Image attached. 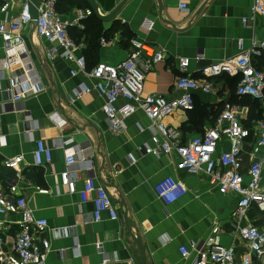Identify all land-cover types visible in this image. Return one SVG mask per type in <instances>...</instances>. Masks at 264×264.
Returning a JSON list of instances; mask_svg holds the SVG:
<instances>
[{
    "label": "crops",
    "instance_id": "obj_1",
    "mask_svg": "<svg viewBox=\"0 0 264 264\" xmlns=\"http://www.w3.org/2000/svg\"><path fill=\"white\" fill-rule=\"evenodd\" d=\"M23 1L0 0V6L11 4L9 16H17ZM94 1L102 16L106 42L100 39L96 51L82 34L96 14L79 26L74 24L79 10L91 8L87 0H59L58 11L68 23L69 35L86 56L88 68L97 63L118 65L128 57L132 39L163 51L162 61L149 64L145 96L171 100L181 95L176 88L179 58H189L192 76L203 80L201 69L239 55L241 40L246 50L264 38V18L251 12L254 0ZM182 2L188 5L187 12L180 10ZM4 19L0 13V22ZM146 19L154 21L152 30L144 26ZM114 24L119 29L111 33ZM24 42L29 65L6 68L7 53L0 37V183L5 188L8 182H18L19 194L26 198L33 217L47 220L49 228L42 238L50 241L51 251L46 264H194L197 253L191 252L184 259L180 248L205 240L215 226L221 229L220 242L234 246L238 260L247 253L246 243L236 234L235 195L221 193L204 172L192 175L180 170L175 153L148 154L145 148L157 145L151 122L142 112L126 120L123 132L113 134L104 96L91 92L74 100L80 86L93 87L95 81L82 73L72 76L76 69L72 62L60 58L49 61L46 52L53 45L39 38L33 25ZM257 64L264 68L263 59ZM237 78H215L214 93L195 92L194 111L177 110L165 120L180 134L182 143L212 127L223 104L242 100L235 94ZM11 89L15 97L21 96L17 103ZM252 130L255 133L254 127ZM68 139L73 142L67 148L77 152L78 162L72 170L78 192L90 177L96 179L110 194L118 220L111 221L104 214L103 220L95 223L93 202H83L79 193L70 194L61 186L66 156L60 146ZM38 140L54 148L50 164L36 165ZM255 142L253 135L242 153L241 171L246 182ZM220 148L228 151L229 143L223 142ZM18 156L24 159L19 169L3 165L4 160ZM257 157L264 159V150ZM166 178L179 180L188 189L169 206L155 190ZM20 220L18 214L0 215V251H13ZM242 223L263 230L264 212L254 206ZM36 245L43 249L41 240H36Z\"/></svg>",
    "mask_w": 264,
    "mask_h": 264
},
{
    "label": "built area",
    "instance_id": "obj_2",
    "mask_svg": "<svg viewBox=\"0 0 264 264\" xmlns=\"http://www.w3.org/2000/svg\"><path fill=\"white\" fill-rule=\"evenodd\" d=\"M58 3L59 0H38L35 5L36 20L33 19L32 0L22 2L21 11L17 16H9L11 4L0 6V13L5 16L0 22V37L7 53L6 68L29 65L24 35L33 25L37 36L53 45L46 52L49 61L60 58L72 62L76 65L72 76L82 73L95 81L93 87L80 86L74 92V100L91 92L104 96L107 100L105 112L113 134L123 132L126 120L137 112H142L151 122L153 142L157 145V148L146 147L148 154L160 156L175 153L179 158L180 170L192 175L204 172L210 184L217 187L221 193L237 197L238 205L234 213L237 220L236 234L246 243L247 253L238 260L234 246L226 247L220 242L221 229L215 226L205 240L182 246V257L187 259L191 252H196L198 258L194 264H255L256 261L264 264V229L251 223H242L254 206L264 212V159L257 157L259 152L264 150V119L253 124L256 142L250 153L252 164L247 172L248 182L241 171L244 145L252 136V130L243 124L249 115L247 106L226 102L214 125L187 143H182L180 134L165 122L177 110L192 112L195 108V92L206 95L214 93L213 80L223 75L238 76L236 95L240 98L251 97L264 108V68L257 67L258 60H264V38L253 42L252 47L246 50L241 40L239 55L201 69L203 80L192 76L189 58H179L177 66L180 76L176 88L181 95L168 100L158 95H144L149 64L162 61L163 51H156L151 45L139 39H132L128 57L124 61L116 66L99 63L89 71L79 46L69 35L68 23L58 11ZM91 8L79 10L74 24L79 26L94 15L95 12ZM179 8L183 12L188 11L185 2L180 3ZM251 12L254 16L264 18V0H254ZM144 26L152 30L154 21L146 19ZM105 42L103 39V43ZM10 93L14 103L21 99V96L15 97L14 90L11 89ZM72 142L73 140L68 139L60 146L66 156V169L60 174L61 186L66 187L70 194L79 193L83 202H93L95 223L101 222L104 214H108L111 221L118 220L110 194L96 179L90 177L78 192L72 170V166L78 162L77 152L67 148ZM223 142L229 143L228 151L220 150ZM53 152L54 148L38 140L34 152L36 165L50 164ZM23 160L22 156H18L4 160L3 165L8 169H19ZM155 190L158 198L168 206L188 192L186 185L174 178L162 180ZM19 193L18 182H8L5 188L0 183V215L18 214L21 217L13 251H0V264H46L51 243L42 236L48 231L49 224L47 220L33 217L26 198ZM2 228L0 223V231ZM36 240L43 242V249L36 245Z\"/></svg>",
    "mask_w": 264,
    "mask_h": 264
},
{
    "label": "trees",
    "instance_id": "obj_3",
    "mask_svg": "<svg viewBox=\"0 0 264 264\" xmlns=\"http://www.w3.org/2000/svg\"><path fill=\"white\" fill-rule=\"evenodd\" d=\"M58 10H59V3H58ZM94 15H92V16H94ZM118 29H119V26L117 24H114V27L112 28L111 33H113L114 31H117ZM82 34L87 35V38L91 42L90 43L91 46L94 47V49L97 51L99 49L100 39L104 38V35L106 34L105 31H104V28H103V23L100 20V18L98 16H94V17L90 18L89 21L85 24V28L82 31ZM82 55L85 57L86 64H87L86 56L83 53H82ZM98 64L99 63H97L96 65H98ZM95 66H93L91 68L87 67V70L90 71ZM257 67H259V69H263L262 67L259 66V64H257ZM236 80H237V82H236V87H237L239 78H237ZM235 94H236V90H235ZM238 98H240V97H238ZM233 104H238V105H241V106H247L249 108L248 119L246 121H244L243 124L247 128H249L251 130H252L253 123L261 121V120L264 119V108L262 107L260 102L252 99L251 97H244V98H242V100L236 101V103H233ZM195 107H196V101H195ZM223 107H224V104H223L222 108H220V110H219L217 116L215 117L214 121L219 116V114L222 111ZM194 110H195V108H194ZM251 133H252V136H253L254 135L253 134L254 133L253 130L251 131ZM258 264H260V263L258 262Z\"/></svg>",
    "mask_w": 264,
    "mask_h": 264
},
{
    "label": "water",
    "instance_id": "obj_4",
    "mask_svg": "<svg viewBox=\"0 0 264 264\" xmlns=\"http://www.w3.org/2000/svg\"><path fill=\"white\" fill-rule=\"evenodd\" d=\"M90 4V6L92 7V9L94 10L95 14L101 19L102 16L100 15V13L98 12L97 10V7H96V3L94 0H87ZM38 3V0H32V4H33V19L36 20L37 18V14H36V8H35V5ZM142 264V263H140Z\"/></svg>",
    "mask_w": 264,
    "mask_h": 264
}]
</instances>
